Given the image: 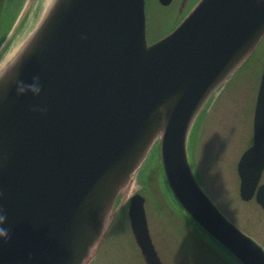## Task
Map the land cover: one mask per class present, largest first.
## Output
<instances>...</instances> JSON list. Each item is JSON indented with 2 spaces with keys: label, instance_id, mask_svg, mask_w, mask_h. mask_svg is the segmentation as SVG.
<instances>
[{
  "label": "water",
  "instance_id": "1",
  "mask_svg": "<svg viewBox=\"0 0 264 264\" xmlns=\"http://www.w3.org/2000/svg\"><path fill=\"white\" fill-rule=\"evenodd\" d=\"M263 35L264 0H199L152 44L144 0H52L0 70V264H83L157 140L187 215L241 264H264L263 247L220 212L187 153L196 116ZM30 84L40 93L17 94ZM263 170L264 65L253 141L237 162L240 197L262 208ZM144 201L130 197L131 232L145 264H163Z\"/></svg>",
  "mask_w": 264,
  "mask_h": 264
},
{
  "label": "rangeland",
  "instance_id": "2",
  "mask_svg": "<svg viewBox=\"0 0 264 264\" xmlns=\"http://www.w3.org/2000/svg\"><path fill=\"white\" fill-rule=\"evenodd\" d=\"M0 0V70L35 29L52 0ZM264 64V36L247 60L215 91L194 121L188 158L204 192L220 212L264 248V209L239 195L237 161L252 142L254 106ZM159 140L119 192L95 247L83 264H145L129 224L128 204L135 192L144 208L155 248L164 264H236L232 258L172 206L159 161ZM260 182H264V172Z\"/></svg>",
  "mask_w": 264,
  "mask_h": 264
},
{
  "label": "flooded vegetation",
  "instance_id": "3",
  "mask_svg": "<svg viewBox=\"0 0 264 264\" xmlns=\"http://www.w3.org/2000/svg\"><path fill=\"white\" fill-rule=\"evenodd\" d=\"M199 0H144L145 38L152 44L171 32Z\"/></svg>",
  "mask_w": 264,
  "mask_h": 264
},
{
  "label": "trees",
  "instance_id": "4",
  "mask_svg": "<svg viewBox=\"0 0 264 264\" xmlns=\"http://www.w3.org/2000/svg\"><path fill=\"white\" fill-rule=\"evenodd\" d=\"M8 25V24H7ZM5 26L1 31H0V44L2 43V40L4 38V35L6 34L7 30H8V26ZM163 179V177H162ZM164 181V180H163ZM165 191L168 195V198L170 199L172 206L175 207L178 211L181 212L182 215H184L194 226L195 228H197V230L201 231L194 223L193 221L187 216V214L181 209V207L178 205V203L176 202V200L174 199V197L172 196V194L169 191V188L167 187V185L165 184ZM202 232V231H201ZM223 249V248H222ZM224 250V249H223ZM231 258L232 260L236 263V264H240L232 255H230L226 250H224Z\"/></svg>",
  "mask_w": 264,
  "mask_h": 264
},
{
  "label": "clouds",
  "instance_id": "5",
  "mask_svg": "<svg viewBox=\"0 0 264 264\" xmlns=\"http://www.w3.org/2000/svg\"><path fill=\"white\" fill-rule=\"evenodd\" d=\"M38 81V78H34ZM26 91H31L35 94H39L41 91V88L38 85H26L24 87H18L17 88V94L18 95H23L25 94ZM4 217H0V222H2ZM0 236L8 237V232L4 228H0Z\"/></svg>",
  "mask_w": 264,
  "mask_h": 264
},
{
  "label": "bare ground",
  "instance_id": "6",
  "mask_svg": "<svg viewBox=\"0 0 264 264\" xmlns=\"http://www.w3.org/2000/svg\"><path fill=\"white\" fill-rule=\"evenodd\" d=\"M48 1H49V0H48ZM48 1H47V2H48Z\"/></svg>",
  "mask_w": 264,
  "mask_h": 264
}]
</instances>
